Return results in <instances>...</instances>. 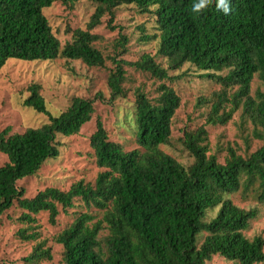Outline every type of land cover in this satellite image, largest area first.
I'll use <instances>...</instances> for the list:
<instances>
[{"label": "trees", "instance_id": "trees-1", "mask_svg": "<svg viewBox=\"0 0 264 264\" xmlns=\"http://www.w3.org/2000/svg\"><path fill=\"white\" fill-rule=\"evenodd\" d=\"M58 0H0V70L9 60H80L89 67H103L106 58L95 46L98 36L91 31L108 15L110 30L115 10L133 5L142 14L155 17L159 33L144 41L158 39L157 56L144 54L136 62L118 59L126 54L128 39L121 36L114 69L108 80L111 100L124 95L125 67L150 74L160 81L154 99L141 90L136 95L137 144L141 149L125 151L109 140L98 120L90 137L97 166L102 169L94 184L80 181L68 191L47 188L34 198H24L18 182L37 174L41 167L59 156V135H77L92 120L95 102H105L101 93L94 99L74 98L59 115L48 109L42 87L31 84L24 106L48 117L39 128L12 134L0 132V152L8 162L0 167V219L15 202L25 209L19 218L33 224V215L49 213L56 224L60 215L81 201L89 209L103 211L102 218L89 211L80 213L55 239L63 247L64 264H206L220 256L237 264H264V238L245 235L257 218V209L245 210L226 196L242 185H257L256 196L264 206V144L249 157L228 149L225 163L210 155L206 126L226 125L242 108L243 116L261 130L264 138V91L252 96L256 75L264 82V0H226L224 13L219 0H92L96 10L87 30L77 29L63 48L44 14ZM191 64L201 78L221 86L212 98L205 125L184 133V146L193 158L189 166L165 153L162 145L171 141L173 120L181 99L167 81L176 80L170 71ZM227 71L226 74L223 72ZM218 208L205 221L208 210ZM109 234L100 238L104 230ZM206 234L199 245V236ZM23 240L36 239L35 233L20 230ZM50 249L42 244L25 259L28 263L51 260Z\"/></svg>", "mask_w": 264, "mask_h": 264}, {"label": "rangeland", "instance_id": "rangeland-1", "mask_svg": "<svg viewBox=\"0 0 264 264\" xmlns=\"http://www.w3.org/2000/svg\"><path fill=\"white\" fill-rule=\"evenodd\" d=\"M96 6L92 0H58L44 10L62 48L72 41L75 30L88 29ZM109 19L106 15L101 24L91 31L98 36L94 46L106 58L103 67H89L80 60L64 58L34 62L12 59L0 70V132L9 127L12 134L22 133L28 128H39L48 122L47 116L24 106V101L29 97L27 89L31 84L41 85L47 109L54 116L64 112L74 98L94 99L101 93L105 99V102H95L92 120L85 124L77 135L57 137V158L48 160L36 175L18 182V187L25 191L24 198L32 199L47 188L68 191L73 184L80 181L85 184L95 183L102 169L97 166L90 137L96 131L98 120L103 123L111 142L120 145L125 151L141 149L136 139L137 91L141 90L148 98L154 99L158 95L160 81L152 78L150 74L125 67L126 78L122 85L124 95L111 100L108 80L114 64L110 59L117 55V43L121 36H126L127 52L118 59L136 62L142 55L150 54L165 68L168 67L167 60L157 56L158 39L143 40L145 36L153 37L159 33L154 16L140 13L133 5H124L115 10L113 25L117 27L116 30H110ZM226 73L227 71L223 72ZM202 74L191 64H186L178 71H170V75L176 80L166 82L179 95L181 105L173 120L171 141L168 145H162L161 149L185 166L191 165L193 158L184 146V133L194 132L204 126L211 108V103L199 105V100H209L214 92L221 89L215 82L201 78ZM257 90L264 91V82L258 75L252 82V96H255ZM256 129L261 130L243 116L242 108L228 124L206 126L209 154L215 155L222 164L225 163L230 147L239 155L249 157L264 144V138L258 137L259 132ZM7 162V156L0 152V167ZM256 189L257 185L248 189L242 185L237 193L226 196L242 209L258 210L257 218L245 231V235L250 239L255 236L264 238V206L257 201ZM58 208L60 215L56 224L49 222V213L44 211L33 215L35 223L27 224L19 219L27 211L15 202L0 219V264H64L63 247L56 243V237L72 224L80 213L89 211L96 215L97 220L103 215V211L94 207L89 209L79 200L65 213L61 206ZM217 212L218 208L208 210L204 220H211ZM23 229L28 230V234L35 233L36 239L23 240L19 235ZM108 234L109 231L105 229L100 238L105 239ZM205 236L206 234L199 236V245ZM39 244H42L44 249H50L52 259L33 263L25 261ZM206 264L237 263L213 256Z\"/></svg>", "mask_w": 264, "mask_h": 264}, {"label": "clouds", "instance_id": "clouds-1", "mask_svg": "<svg viewBox=\"0 0 264 264\" xmlns=\"http://www.w3.org/2000/svg\"><path fill=\"white\" fill-rule=\"evenodd\" d=\"M204 3H205V0H201L199 4H196L194 6L195 9L199 10L200 8L203 7ZM218 7L221 8L225 14L228 13L229 11L226 0H219Z\"/></svg>", "mask_w": 264, "mask_h": 264}]
</instances>
